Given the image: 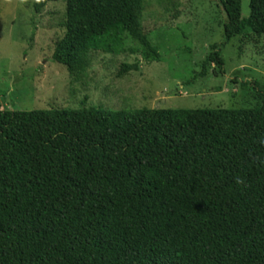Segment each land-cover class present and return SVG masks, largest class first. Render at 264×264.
<instances>
[{
	"label": "trees",
	"instance_id": "1",
	"mask_svg": "<svg viewBox=\"0 0 264 264\" xmlns=\"http://www.w3.org/2000/svg\"><path fill=\"white\" fill-rule=\"evenodd\" d=\"M66 5L53 61L86 77L94 40L145 0ZM225 40L264 35V0H219ZM204 63L224 61L219 45ZM137 65L123 70H137ZM0 264H264V100L242 109H0Z\"/></svg>",
	"mask_w": 264,
	"mask_h": 264
},
{
	"label": "rangeland",
	"instance_id": "2",
	"mask_svg": "<svg viewBox=\"0 0 264 264\" xmlns=\"http://www.w3.org/2000/svg\"><path fill=\"white\" fill-rule=\"evenodd\" d=\"M37 1L0 0L2 110L242 109L264 100V35L247 31L227 42L219 0H145L141 26L159 60L128 34L113 33L94 40L81 81L53 61L66 5L49 2L37 13ZM250 15L251 0H242V18ZM214 45L223 72L215 63L204 68Z\"/></svg>",
	"mask_w": 264,
	"mask_h": 264
}]
</instances>
